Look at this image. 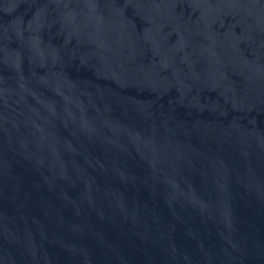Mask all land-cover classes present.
<instances>
[{"label": "water", "instance_id": "water-1", "mask_svg": "<svg viewBox=\"0 0 264 264\" xmlns=\"http://www.w3.org/2000/svg\"><path fill=\"white\" fill-rule=\"evenodd\" d=\"M0 264H264V0H0Z\"/></svg>", "mask_w": 264, "mask_h": 264}]
</instances>
